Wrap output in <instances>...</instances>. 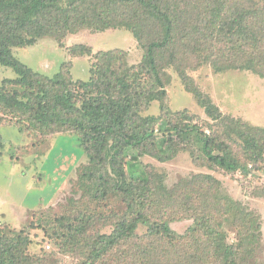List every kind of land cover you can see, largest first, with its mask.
<instances>
[{"label":"trees","instance_id":"obj_1","mask_svg":"<svg viewBox=\"0 0 264 264\" xmlns=\"http://www.w3.org/2000/svg\"><path fill=\"white\" fill-rule=\"evenodd\" d=\"M87 29L131 32L145 51L142 61L137 65H121L119 69L125 74L117 76L112 68L114 53L101 51L93 56L90 79L75 82L62 74L49 77L35 72L14 55L15 48L33 47L40 39L53 37L62 41L69 34ZM189 47L198 52L204 47V51L212 48L213 54L207 56L204 52L201 60L215 65V71L246 70L264 79V0H0V67L10 68L16 75L15 79H4L0 86V127L16 121L19 131L26 126L25 134L29 137L34 131H41L46 137L77 132L85 150L100 155L97 159L92 157L97 162L81 180L83 187L93 189L98 183L97 172L103 173L102 195L98 193L93 199L98 204H111L121 196L130 198L134 191L140 192L141 186L147 193L156 192L149 180L139 187L127 180L128 156L160 132L155 122L146 128L153 118H143L137 109L159 101L167 110L164 71L175 66L178 54ZM68 52L74 56L93 53L86 46L70 47ZM141 75L149 76L152 83L149 89L134 95L131 92L137 91L129 82ZM188 81L185 80L190 86ZM205 108L215 118L218 112L215 105L209 103ZM212 138L203 139L208 164L235 173L239 164L225 153H215ZM243 140L251 154L249 162L264 163V130L254 129ZM3 146L0 136V150ZM109 159L110 165L104 170L100 163ZM248 168L253 167L248 164L244 172ZM203 178L209 186L204 191L210 195H202V189L195 192L197 195L186 192L188 199L183 205L186 216L178 219L194 221L197 226L193 238L200 240L205 252L189 253L187 260L179 254L182 256L172 264H257L253 260L263 244L260 217L221 193V183L213 176ZM116 180L122 183L112 184ZM186 205L199 211L201 217L190 215L188 209L193 208L187 209ZM235 219L238 231L232 244L224 224L234 225ZM75 220L80 225L69 239L64 236L65 244L63 241L61 246L66 256L80 255L78 263L73 259L69 264H100L117 246L137 238L140 224L138 218L121 216L113 231L96 241L97 237L87 235L84 219L77 215ZM4 229L0 226V264H63L57 254H45L38 259L28 257L20 251L28 240L19 235L13 238L16 243L10 242L7 240L10 232ZM147 237L168 241L171 247L183 240L168 222L149 224ZM159 257L160 264H167L161 254Z\"/></svg>","mask_w":264,"mask_h":264},{"label":"rangeland","instance_id":"obj_2","mask_svg":"<svg viewBox=\"0 0 264 264\" xmlns=\"http://www.w3.org/2000/svg\"><path fill=\"white\" fill-rule=\"evenodd\" d=\"M74 46H86L93 53L74 56L68 52ZM205 49L198 52L189 47L178 54L175 66L164 71L167 110L159 101L137 109L143 118H153L145 127L151 128L155 122L160 132L128 156L127 180L135 187L149 180L152 191L156 192L147 193L141 186L140 192L134 191L130 198L121 196L111 204H98L93 199L98 193L102 195L103 173L97 172L98 183L93 189L83 187L81 180L97 162L92 157L97 159L100 155L85 150L77 132L46 137L41 131H34L29 137L25 134L26 126L19 131L16 121L7 122L11 126H1L4 146L0 150V226L9 230L7 240L11 242L22 235L28 244L20 251L32 259L57 254L63 264L73 259L78 263L80 255L66 256L61 250L64 236L69 239L80 225L75 220L77 215L86 222L87 235L97 237L96 241L103 234H110L121 216H129L140 220L137 238L117 246L100 264H160L159 254L167 264L178 261L182 256L179 254L187 260L189 253H204L205 248L199 239L193 238V229L197 226L194 221L178 217L186 216L183 210L188 199L186 192L196 194L202 189V195H210L204 191L209 186L203 177L211 175L221 183V193L260 217L263 244L253 261L264 264V163L249 162L251 154L243 140L254 129L264 130V79L246 70L215 71V65L201 60L204 52L207 56L213 54L212 48L207 49L210 54ZM101 51L114 53L112 68L117 76L125 74L119 69L121 65H137L145 54L129 31L87 29L69 34L62 41L53 37L40 39L33 47L15 48L14 55L35 72L49 77L62 74L77 82L90 79L93 56ZM6 78L15 79L16 75L12 69L0 67V86ZM134 79L129 82L137 91L131 92L134 95L149 89L152 83L147 75ZM209 103L218 109L215 118L206 112L205 105ZM213 136L215 153H225L239 164L235 173L229 174L208 164L203 154V139ZM110 162L109 159L100 164L105 170ZM248 164L253 168L244 172ZM116 183L122 182L116 180L112 184ZM188 210L194 218L201 217L194 208ZM165 222L183 237L175 247L168 241L147 237L149 224ZM236 223L235 219L234 225L224 224L232 244L237 238Z\"/></svg>","mask_w":264,"mask_h":264}]
</instances>
